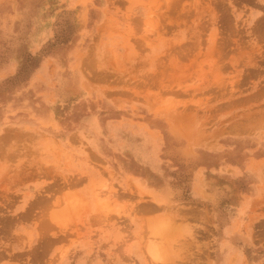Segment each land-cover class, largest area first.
Listing matches in <instances>:
<instances>
[{"label": "rangeland", "instance_id": "rangeland-1", "mask_svg": "<svg viewBox=\"0 0 264 264\" xmlns=\"http://www.w3.org/2000/svg\"><path fill=\"white\" fill-rule=\"evenodd\" d=\"M160 262L264 264V0H0V264Z\"/></svg>", "mask_w": 264, "mask_h": 264}, {"label": "bare ground", "instance_id": "bare-ground-1", "mask_svg": "<svg viewBox=\"0 0 264 264\" xmlns=\"http://www.w3.org/2000/svg\"><path fill=\"white\" fill-rule=\"evenodd\" d=\"M161 262H163V261L161 260ZM161 262H160V263H161ZM161 264H162V263H161ZM163 264H164V263H163Z\"/></svg>", "mask_w": 264, "mask_h": 264}]
</instances>
